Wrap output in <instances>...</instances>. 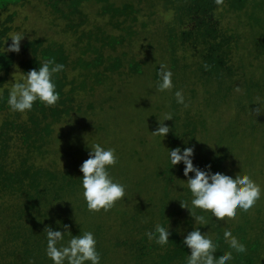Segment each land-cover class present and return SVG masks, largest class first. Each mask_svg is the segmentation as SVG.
<instances>
[{
	"label": "trees",
	"instance_id": "trees-1",
	"mask_svg": "<svg viewBox=\"0 0 264 264\" xmlns=\"http://www.w3.org/2000/svg\"><path fill=\"white\" fill-rule=\"evenodd\" d=\"M30 1L0 0V197L10 195L17 199L9 206L0 205V264H52L46 255L47 233L44 230L51 227L63 232L64 225L71 233H65L63 244L72 235H82L86 231L94 233L101 264H109L113 253L120 248L125 250L129 264H186L190 249L183 240L193 227H200L202 233L207 232L213 239L217 244V256L229 251L233 253L234 258L228 264H264V203L258 204L261 198L257 206L247 212L238 210V220H228L227 217L222 221L215 220L210 212L194 209L196 215L205 216L207 224L194 226L190 218L185 221L186 227L182 228L181 221L177 219L183 208L181 201L191 208L192 196L187 184H183L188 179L183 175V165L172 167L169 160L156 174L159 180H164L163 197L158 200L154 195H149L144 207H134L135 214L122 212L117 227H112L114 222L110 220L107 239L104 234L106 228L103 229L102 224L90 225L88 230L81 225L78 217L91 214L82 195L83 173L44 166L37 162V158H43L48 152L47 145L53 137L54 124L75 111L81 112L78 96L104 85L114 74L122 73L126 65L131 74L141 75L144 72V64L134 57L128 58L126 53L112 55L106 49L115 50L125 42L130 43L137 34L135 25L142 12L141 3L146 2L153 7L156 1L123 0L118 4L112 0H41L50 8L54 19L64 22L62 31L71 32L80 43L79 55L72 59L64 43L37 37L25 41L22 57L17 61L16 53L7 51L17 15L16 11H10V6L24 5ZM163 1L166 10L175 11L176 25L167 27L172 68L175 71L180 69L177 50L180 47L191 49L193 55L200 58L192 72L197 71V77L204 83L218 82L230 91L237 75L232 53L238 36L222 28L218 9L227 5L230 10H242L249 0H223L221 5H217L215 0ZM89 3L100 5L97 15L102 18L108 16L105 23L91 21L85 8ZM257 5L258 2H255V10ZM255 16V12L249 15L251 21ZM50 60L64 65L63 71L55 76L56 90L60 94L56 105L46 107L37 101L26 114L13 113L7 104L12 67L17 63L26 75ZM181 68L189 71L188 64ZM158 72L159 69L156 78H159ZM244 79L249 80V83L245 82L246 96L251 103L254 104L252 97L257 91L258 95H263V99L259 100L261 104L259 101L257 103L264 106V85L253 74ZM182 86L183 83L180 84ZM174 105L176 107L175 102ZM181 106L178 104L173 128L181 127L183 131H175L180 135L176 134L172 142L184 137L178 145L183 149L193 146L199 127L203 130L208 128L205 117L190 116L189 111H185V118H181ZM241 108L245 109V105ZM262 120L253 117L251 130H263L264 122H259ZM234 127L230 134L239 133L238 126ZM227 156L214 157L211 170L223 173V161ZM200 164L204 166L201 161L197 166L201 168ZM136 190L139 191L138 197L145 195L142 189ZM121 205L122 210L129 209L125 203ZM110 212L111 209L105 214L109 215ZM157 223L170 225V241L164 247L149 241L145 235L148 231H154ZM225 228L232 230V234L245 245L246 252L236 253L229 247L223 237ZM124 232H129V236H125ZM9 246L14 247L9 249Z\"/></svg>",
	"mask_w": 264,
	"mask_h": 264
},
{
	"label": "rangeland",
	"instance_id": "rangeland-1",
	"mask_svg": "<svg viewBox=\"0 0 264 264\" xmlns=\"http://www.w3.org/2000/svg\"><path fill=\"white\" fill-rule=\"evenodd\" d=\"M112 1L120 4L123 0ZM155 1L153 7H149L146 2L141 3L142 12L135 25L137 34L130 43L125 42L115 50L106 49L112 55L121 56L126 53L128 58L134 57L144 64V72L141 75L131 74L126 65L122 73L114 74L104 85L78 96L81 112L75 111L71 116L54 124L53 137L47 145L48 152L43 158H37L41 165L80 174V166L89 158L90 148L94 144L99 143L105 148L116 150L118 162L109 171L114 180L126 186L125 198L116 202L109 215L101 210L91 212L90 215L83 214L77 219L86 229L90 225L102 224L103 229L106 228V239L107 234L110 235L108 226L114 222L116 224L112 223V227H117L121 222L122 212L135 214L136 208L144 207L149 195H154L158 200L163 197L164 180H159L156 174L169 160L168 152L184 140V137H180V141L172 142L176 139V134L180 135L183 131L181 127L173 128L174 116L178 110L174 96L177 90L183 92L187 104V107H180L181 118H185V111H189L188 115L205 117L207 121L208 130L199 127L196 141L191 146L195 149L194 164L198 165L201 161L204 166L212 165L214 157L227 154L223 161V173L248 174L261 186L262 194L258 204L264 203V129L255 132L251 130L253 117L262 118L259 122H264V106L259 105L263 95H258L259 92L256 91L252 104L246 96L245 82L249 83V80L244 79L253 74L264 85V0H249L246 7L238 11L230 10L227 5L218 9L222 28L238 36L232 53L237 75L231 92L218 82L204 83L197 77V71L192 72L198 66L200 58L194 56L191 49L180 47L176 53L180 69L175 71L172 68L167 27L176 25L175 11L166 10L163 0ZM255 2H258L256 10ZM85 8L93 23L106 22L108 16L102 18L97 15L99 4L89 3ZM10 11L17 12L10 37L24 36L20 41V51L15 52L17 61L22 57L25 41L37 37L64 43L72 59L79 55L80 43L71 32L62 31L64 22L54 19L50 8L43 1L31 0L24 5H12ZM253 12L256 16L251 21L249 15ZM11 43L10 38V45ZM161 64L166 65L173 74L174 87L165 92L157 90L159 78L155 77ZM184 64L189 65V71L181 68ZM24 76L26 75L16 63L10 72L11 86ZM181 83L184 86L180 87ZM243 105L245 109L241 108ZM168 113L173 117V120L164 121L170 128L169 133L164 139L154 136L151 132L159 126L158 119L163 121ZM237 126L239 133L230 134L233 133V127ZM178 130L179 133L175 132ZM200 165L204 169L203 164ZM183 182L187 184V179ZM138 188L145 195L138 197ZM16 200L13 196L5 195L0 197V205L6 207L17 202ZM122 202L126 208L129 206L130 211L121 209ZM238 210L235 217L227 219L238 220ZM7 213L9 211L5 214ZM190 218L196 226L198 223L191 217L189 209L183 207L177 215L182 228L186 227L185 221ZM124 233L129 236V232ZM13 247L9 246V249ZM118 250L113 253L109 264H129L125 250Z\"/></svg>",
	"mask_w": 264,
	"mask_h": 264
},
{
	"label": "clouds",
	"instance_id": "clouds-1",
	"mask_svg": "<svg viewBox=\"0 0 264 264\" xmlns=\"http://www.w3.org/2000/svg\"><path fill=\"white\" fill-rule=\"evenodd\" d=\"M217 5L223 4V0H215ZM24 36H11V45L7 51L19 52L20 41ZM64 65L53 60L43 62L38 70L33 69L26 73L20 81L14 82L9 91L7 104L15 113L26 114L31 111L33 105L39 101L46 107H53L60 98L56 90L55 76L63 71ZM159 82L157 90L165 92L171 90L174 85L172 72L166 65L161 64L158 72ZM177 104L184 105L185 97L181 90L174 93ZM254 110H258L255 109ZM173 120L171 113L159 120V126L151 133L161 136L163 139L169 133L170 128L164 121ZM187 143V142H185ZM194 147H176L168 152V159L172 167L182 164L183 175L187 177V188L191 193V208L181 201V206L189 209L195 223L201 226L207 224L204 215H196L194 209L210 212L215 220H224L225 217H235L237 210L247 212L253 208L261 198V186L248 174L237 173L230 175L222 172H213L211 165L204 169L194 164ZM118 162V156L114 148H105L101 144H94L89 151V158L80 166L82 175L83 199L91 212L108 211L117 201L126 196V186L111 176L109 169ZM171 167V168H172ZM194 174L189 176V174ZM65 231L53 230L46 227V255L52 264H101V256L97 250V240L94 233L86 231L82 235H72L66 244L64 241L68 226ZM170 225L157 223L154 231L145 233L149 241H154L161 247L169 243L171 232ZM223 237L229 247L236 253L246 252V247L232 234L230 228H225ZM190 249L186 264H228L233 257L231 251L216 255L217 244L207 234L202 233L200 227H193L183 240ZM59 245V246H58Z\"/></svg>",
	"mask_w": 264,
	"mask_h": 264
}]
</instances>
